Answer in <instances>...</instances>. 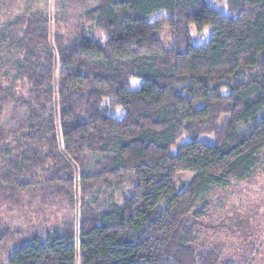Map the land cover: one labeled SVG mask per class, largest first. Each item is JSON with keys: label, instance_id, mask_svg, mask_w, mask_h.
Segmentation results:
<instances>
[{"label": "trees", "instance_id": "obj_1", "mask_svg": "<svg viewBox=\"0 0 264 264\" xmlns=\"http://www.w3.org/2000/svg\"><path fill=\"white\" fill-rule=\"evenodd\" d=\"M206 1L98 0L84 18L103 43L84 29L51 40L35 17L0 30V65L14 46L29 86L23 96L0 83V118L11 103L27 112L0 126V206L30 191L72 203L76 179L83 199L77 227L29 235L2 225L0 249L13 248L0 264H230L221 247L195 249L187 217L203 216L197 204L212 188L248 178L264 150V0H228V15ZM161 12L169 18L152 23ZM163 25L170 47L154 37ZM189 25L212 27L209 42L194 46ZM84 152L100 157L90 172ZM181 173L193 177L176 190ZM118 184L120 204L85 202Z\"/></svg>", "mask_w": 264, "mask_h": 264}, {"label": "rangeland", "instance_id": "obj_2", "mask_svg": "<svg viewBox=\"0 0 264 264\" xmlns=\"http://www.w3.org/2000/svg\"><path fill=\"white\" fill-rule=\"evenodd\" d=\"M228 0H207L210 9L228 15ZM98 0H0V30L6 29L17 19L41 18L46 21L47 30L51 40L56 36L63 38L74 36L84 29L86 35L103 43L105 35L96 27L85 21L86 12L93 9ZM169 16L161 12L150 19L152 23L166 20ZM190 40L194 46H202L209 42L212 27L206 26L198 31L194 25L188 26ZM163 46L170 47L171 35L167 26L163 25L154 33ZM54 51V49H53ZM22 54L10 46L1 55L0 83L12 86L16 93L27 96L29 86L26 82L16 77L15 68ZM60 71L57 66L55 77ZM244 79L249 73L243 72ZM55 78V79H56ZM139 87V83L132 81V88ZM48 114L54 115L58 120V107H49ZM27 112L23 108L10 104L6 107L0 118V126L5 129H14L24 121ZM121 113L116 111L115 118L119 119ZM211 143V138L203 140ZM86 161L83 167L86 172L93 170L94 165L100 160L97 155L84 152ZM192 173L177 175L175 189L180 190L192 179ZM39 184H43L40 182ZM73 202L67 197H48L40 192H25L19 205L8 204L0 206V229L2 225L11 230H21L33 235H45L61 228L65 222L79 225L82 193L81 183L76 179ZM36 189V188H35ZM37 190V189H36ZM125 191V184H118L113 191H101L93 197H86L87 205L107 207L109 204H120L121 196ZM34 193V194H33ZM205 206V209H201ZM203 210V216L187 217V221L196 230L195 249L201 252L204 248L218 246L222 248L221 263L230 264H264V150L256 157V165L252 173L242 181L231 180L228 184L212 188L197 204L196 211ZM13 248L8 246V251L0 249V260L6 258Z\"/></svg>", "mask_w": 264, "mask_h": 264}]
</instances>
